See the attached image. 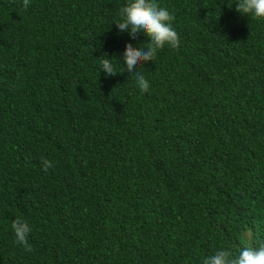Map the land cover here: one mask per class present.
Segmentation results:
<instances>
[{
	"label": "trees",
	"instance_id": "16d2710c",
	"mask_svg": "<svg viewBox=\"0 0 264 264\" xmlns=\"http://www.w3.org/2000/svg\"><path fill=\"white\" fill-rule=\"evenodd\" d=\"M127 3L0 0V264H202L264 243V19L157 0L180 44L138 69L142 93L123 53L150 40L119 32Z\"/></svg>",
	"mask_w": 264,
	"mask_h": 264
},
{
	"label": "clouds",
	"instance_id": "9594fccd",
	"mask_svg": "<svg viewBox=\"0 0 264 264\" xmlns=\"http://www.w3.org/2000/svg\"><path fill=\"white\" fill-rule=\"evenodd\" d=\"M30 3L31 0H23L24 8L26 9ZM236 11L254 19H264V0H236ZM119 16V22L115 23L119 32H127L133 40L142 33L150 40L146 46H133L132 43H127L123 53L125 71L134 74L140 91L147 93L150 90V83L138 69L142 68L143 63L153 62L158 52L165 46L178 49L180 37L173 27L175 14L160 6L157 0H128V3L120 8ZM101 65L107 76L118 73L109 58L103 59ZM41 160L44 171L54 167L52 161L44 157H41ZM11 229L15 234L16 243L22 245L25 251H32V246L28 243L29 234L32 232L29 223L17 217L12 221ZM202 264H264V243L258 247L246 246L238 256H234L231 250L221 248L205 258Z\"/></svg>",
	"mask_w": 264,
	"mask_h": 264
}]
</instances>
